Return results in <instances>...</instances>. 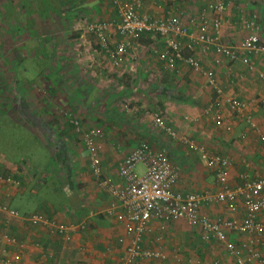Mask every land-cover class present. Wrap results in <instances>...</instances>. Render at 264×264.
I'll use <instances>...</instances> for the list:
<instances>
[{
  "label": "crops",
  "instance_id": "crops-1",
  "mask_svg": "<svg viewBox=\"0 0 264 264\" xmlns=\"http://www.w3.org/2000/svg\"><path fill=\"white\" fill-rule=\"evenodd\" d=\"M140 1L139 13L152 18L179 14L193 35L196 25L190 16L196 17L209 0L202 3V0ZM76 13L86 20L119 21L108 0H0L1 76L6 79L11 73L15 82L19 78L23 81L20 86L24 88L47 78L51 87H57L58 80L53 82L49 73H54V78H59L57 73H71L74 88L71 93L74 95L68 98L57 96L56 87H53L49 100L41 96V101L45 100L50 109L79 104L81 110L91 112L95 125L83 128L97 126L103 131L100 156L106 175L115 177L124 155L139 141H148L154 148L166 150L174 165L177 173L173 185L175 192L213 193L219 185L214 167L208 166L201 156L199 148L202 147L227 159L230 188L241 186L246 180H262L264 194V83L256 75L264 68V52L250 54V65H247L239 58L230 60L218 55L212 48L204 52L190 36H182L179 39L183 55L196 58L201 68L195 70L182 60L168 67L166 60L159 56L165 49L163 39L144 32L137 39L130 40L128 52L134 54V59L125 57L120 66L112 67L102 52L93 53L96 41L86 28L77 29V20L72 19ZM28 14L36 18L32 15L26 17ZM238 14L244 18L252 14L258 16V29L254 33L264 43V0H245L244 3L229 0L222 16L223 21L226 20L222 40L236 45L250 33L238 20ZM110 32V42L114 45L120 37L114 30ZM208 69L213 71L223 95L234 96L245 103L244 113L251 117L254 126L236 117L222 103L218 104V109L205 111L215 97V91L202 72ZM122 73L126 79L127 76L131 78L124 79L126 85L118 80ZM155 77L162 78L164 86H152ZM15 82L12 87L19 85ZM6 87V92L10 93ZM11 92L19 94L16 89ZM75 93L79 96L74 97ZM123 104L131 106V114L124 112ZM111 107L128 116V123L106 118L107 113L103 110ZM145 111L161 112L176 137L171 138L154 127ZM216 115L218 123L214 120ZM185 139L188 143L184 142ZM189 143H194L196 148L190 147ZM14 171L0 160V173H11L19 181L17 187L0 184V204L18 212V216L12 217L0 210V247L4 249L0 254L4 258L17 255L21 264L120 263L124 245L119 239L122 237L127 242L131 237L125 235L122 224L107 212L113 199L98 188L90 174L84 185L77 187L72 182L71 186H74L70 188V184H65L61 189L62 198L55 200H63V203L52 207L54 200L49 194L54 193L53 189L45 192L48 203H45L46 199L40 203L33 199L39 190L32 184L40 179L36 168ZM201 212L212 219L225 220H240L244 213L240 198H237L234 212L217 203L203 205ZM34 213L62 223L66 231L60 234L50 224L27 219ZM227 236L237 243L248 238L244 233L230 231ZM260 243L257 247H261ZM141 245L145 249L160 250L166 257L163 260H136L133 264H235L234 256L218 242L204 241L200 229L184 220L172 221L162 232L157 231L156 223H152L151 231L143 236ZM250 264H257V261L252 260Z\"/></svg>",
  "mask_w": 264,
  "mask_h": 264
},
{
  "label": "built area",
  "instance_id": "built-area-1",
  "mask_svg": "<svg viewBox=\"0 0 264 264\" xmlns=\"http://www.w3.org/2000/svg\"><path fill=\"white\" fill-rule=\"evenodd\" d=\"M115 9L119 21H91L84 17L76 21L77 29L81 26L93 35L96 49L93 53L102 52L112 67H118L127 57L134 59V54L128 52L131 48L130 40L137 39L142 33L148 32L161 37L164 41V51L159 54L166 60L168 67L174 66L177 60H182L195 70H200L198 60L190 55H183L179 37L190 36L200 50L210 48L218 55L230 60L241 59L242 63L250 65V54L264 52V43L259 35L254 33L258 29V16L252 14L244 18L238 14L245 30L250 33L238 44L227 43L222 40V14L229 5V0H209L204 8L196 15H191V21L196 25L195 34L189 33L188 27L182 22L179 14H168L162 18H152L139 13L140 0H108ZM210 13V15H209ZM193 17V18H192ZM114 30L120 41L111 45ZM209 86L215 91L213 101L206 106L205 111L217 108L222 103L240 119H245L249 126H254L250 116L244 113L245 103L231 95H223L218 87L212 70L202 71ZM257 78L264 83V68L256 73ZM124 112L130 113L128 104H123ZM215 110V109H213ZM205 112V113H206ZM151 119V124L165 132L169 137H176V132L165 123L161 112L145 111ZM67 120L84 145L88 157V170L99 189L105 190L113 199L107 212L122 224L125 235L131 237L127 242L120 237L124 245V256L119 264H133L141 259H165L166 255L160 250L142 247L143 236L151 231V224L156 223L157 231H164L166 226L174 220H184L188 225L198 227L204 241L215 240L224 250L235 258V264H250L256 260L257 264H264V194L262 180H246L241 186L230 188L227 182L228 161L217 153L199 148L201 156L208 166L215 169V180L219 189L213 193L189 192L181 194L175 192L173 185L177 173L166 150L154 148L146 141H139L120 160L115 177L106 175L103 171L100 152L102 151L103 131L97 126L83 128L80 119L67 113ZM218 123L217 115L214 117ZM229 129V127H226ZM184 142L188 141L185 139ZM189 146L196 148L194 143ZM20 166V165H19ZM18 166V167H19ZM16 167V172L18 169ZM21 167V166H20ZM0 184L7 186L19 185V181L11 174L0 173ZM237 198L242 201L243 217L238 219H212L201 212V207L207 203L222 204L230 211L237 209ZM0 210L12 217L18 212L0 204ZM29 220L50 224L58 233L66 231L65 225L47 219L41 213L28 215ZM244 233L248 236L241 242L230 240L228 232ZM126 239V237H125ZM261 242V243H260ZM258 243L261 247H257ZM0 247V252L3 251ZM18 256L4 258L0 254V264H21Z\"/></svg>",
  "mask_w": 264,
  "mask_h": 264
},
{
  "label": "rangeland",
  "instance_id": "rangeland-1",
  "mask_svg": "<svg viewBox=\"0 0 264 264\" xmlns=\"http://www.w3.org/2000/svg\"><path fill=\"white\" fill-rule=\"evenodd\" d=\"M205 1L208 0H202L200 3ZM237 1L244 3L245 0ZM195 9L193 8L194 11H196ZM30 15L25 16L29 18ZM32 17L36 18L34 15ZM78 18H81L78 13L72 15V19H75V21ZM87 20L92 21L93 19L88 18ZM232 31L237 30L232 29ZM239 35L241 36V32ZM49 74L52 76L53 82L58 80V86H53L54 88L56 87L57 96L60 94L61 97L68 98L69 95H74L71 93L74 90L71 73H57V77L59 78H54V73ZM12 76L9 73L5 79L0 74V160L3 161V164H9L15 170L19 165L22 169L25 168V170L31 167L36 168L40 179L32 182L34 186L39 188L37 193L34 194L35 196H33L34 201L40 203L46 199L47 202L45 203H48L49 200H47L45 192L53 189L54 193H60L58 196L56 193L49 194L52 200H54V204L51 202V206L56 207L63 203V200H60V202L55 200L62 198L61 189L65 184H70V188L74 186H71L72 182L77 187L82 184L84 185L85 180L89 178L90 174L84 145L79 135L74 132L68 122L67 113L76 115L83 127L92 126L94 124V117L91 112L81 110L78 107L79 104L76 107L69 105L55 107L50 102L53 106L50 109L45 100L41 101L42 97L48 99L50 90H54L50 86V83H47L50 81L48 78L36 82L35 86L24 88L20 86L23 81L19 78V81L15 82ZM128 77L126 79L124 73H122L118 80L123 85H126L124 79L128 81L130 78ZM161 81L162 78L157 79L155 77L151 84L154 87L160 86L161 88L164 86ZM14 82L19 85L12 87ZM6 86H8L10 93L6 92ZM15 89L19 94L11 92H14ZM76 95L79 96L75 93L74 97ZM103 112L107 113L106 118L108 119L116 118L119 122L124 121L126 124L128 123L126 120L128 116L120 114L114 107H111L110 110H103ZM56 173L58 174L57 180L55 179ZM79 197L81 199V193Z\"/></svg>",
  "mask_w": 264,
  "mask_h": 264
},
{
  "label": "trees",
  "instance_id": "trees-1",
  "mask_svg": "<svg viewBox=\"0 0 264 264\" xmlns=\"http://www.w3.org/2000/svg\"><path fill=\"white\" fill-rule=\"evenodd\" d=\"M19 113H20V112H19ZM147 142H148V141H147ZM148 143H149V142H148ZM19 168L22 169V167H20V166L18 167V169H19Z\"/></svg>",
  "mask_w": 264,
  "mask_h": 264
}]
</instances>
